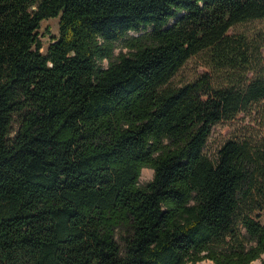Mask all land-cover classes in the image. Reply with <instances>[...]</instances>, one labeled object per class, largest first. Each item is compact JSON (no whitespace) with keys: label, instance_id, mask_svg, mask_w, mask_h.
I'll use <instances>...</instances> for the list:
<instances>
[{"label":"trees","instance_id":"16d2710c","mask_svg":"<svg viewBox=\"0 0 264 264\" xmlns=\"http://www.w3.org/2000/svg\"><path fill=\"white\" fill-rule=\"evenodd\" d=\"M255 21L264 0H0V264H264V137L205 152L264 100Z\"/></svg>","mask_w":264,"mask_h":264},{"label":"rangeland","instance_id":"374dc122","mask_svg":"<svg viewBox=\"0 0 264 264\" xmlns=\"http://www.w3.org/2000/svg\"><path fill=\"white\" fill-rule=\"evenodd\" d=\"M59 17L49 18L44 20L41 25L40 39L43 43L42 51L46 52L48 46L54 37L59 35ZM264 30V21H255L247 24H242L237 26L234 31L236 32H248L254 34L257 30ZM123 43H119L116 49V55L121 51ZM107 61L105 62V65ZM205 67L201 64V58L194 57L191 58L180 71L177 73L173 82L175 84L187 83L203 72H205ZM20 117H16V122L14 124L15 132L12 134L14 136L19 128ZM237 137H264V100L256 103L251 111L248 113L239 114L234 120L223 121L217 123L212 130V133L207 141L205 152L211 157L215 158L218 154L221 146L230 138ZM154 176V171L151 168H144L141 175V183L146 184L151 181ZM260 213V221L264 224V210ZM208 260L199 262L198 264H207ZM252 264H261V260L254 261Z\"/></svg>","mask_w":264,"mask_h":264}]
</instances>
